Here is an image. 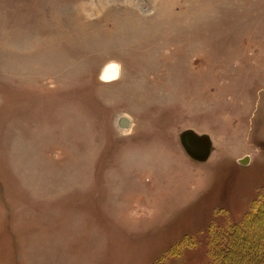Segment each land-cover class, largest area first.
Listing matches in <instances>:
<instances>
[{"label": "rangeland", "instance_id": "1", "mask_svg": "<svg viewBox=\"0 0 264 264\" xmlns=\"http://www.w3.org/2000/svg\"><path fill=\"white\" fill-rule=\"evenodd\" d=\"M263 195L264 0H0V264H207Z\"/></svg>", "mask_w": 264, "mask_h": 264}, {"label": "trees", "instance_id": "2", "mask_svg": "<svg viewBox=\"0 0 264 264\" xmlns=\"http://www.w3.org/2000/svg\"><path fill=\"white\" fill-rule=\"evenodd\" d=\"M264 213V195L259 199L257 204L255 205V209L252 213L245 216L241 222H236L235 224L224 228L221 230L217 238L222 239L224 244L219 247L211 248V260L207 264H227L225 260L228 258L229 253L231 252V239L239 236L241 233L245 232L249 226V222L253 219L258 218L260 215ZM264 254V251H263ZM221 257H224V261L220 260Z\"/></svg>", "mask_w": 264, "mask_h": 264}, {"label": "water", "instance_id": "3", "mask_svg": "<svg viewBox=\"0 0 264 264\" xmlns=\"http://www.w3.org/2000/svg\"><path fill=\"white\" fill-rule=\"evenodd\" d=\"M180 141L185 152L195 161L204 163L212 153V140L208 135H200L192 129H187L180 135ZM248 157L241 160L246 163Z\"/></svg>", "mask_w": 264, "mask_h": 264}, {"label": "bare ground", "instance_id": "4", "mask_svg": "<svg viewBox=\"0 0 264 264\" xmlns=\"http://www.w3.org/2000/svg\"><path fill=\"white\" fill-rule=\"evenodd\" d=\"M107 79H116L118 76V66H110L105 72Z\"/></svg>", "mask_w": 264, "mask_h": 264}, {"label": "crops", "instance_id": "5", "mask_svg": "<svg viewBox=\"0 0 264 264\" xmlns=\"http://www.w3.org/2000/svg\"><path fill=\"white\" fill-rule=\"evenodd\" d=\"M123 122H124V123H126V122H128V121H127V119H126V118H125V119L123 118Z\"/></svg>", "mask_w": 264, "mask_h": 264}]
</instances>
